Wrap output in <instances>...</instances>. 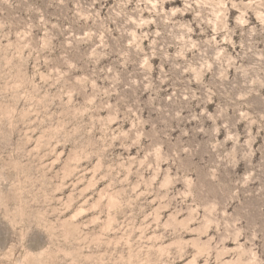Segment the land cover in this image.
Returning <instances> with one entry per match:
<instances>
[{
	"label": "rangeland",
	"instance_id": "obj_1",
	"mask_svg": "<svg viewBox=\"0 0 264 264\" xmlns=\"http://www.w3.org/2000/svg\"><path fill=\"white\" fill-rule=\"evenodd\" d=\"M0 264H264V0H0Z\"/></svg>",
	"mask_w": 264,
	"mask_h": 264
}]
</instances>
